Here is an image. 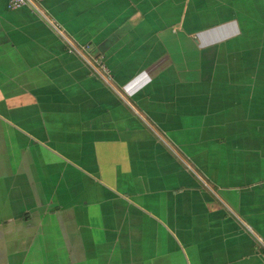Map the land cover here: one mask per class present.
Returning <instances> with one entry per match:
<instances>
[{
  "label": "crops",
  "instance_id": "obj_1",
  "mask_svg": "<svg viewBox=\"0 0 264 264\" xmlns=\"http://www.w3.org/2000/svg\"><path fill=\"white\" fill-rule=\"evenodd\" d=\"M38 1L111 86L0 0V264H264V0Z\"/></svg>",
  "mask_w": 264,
  "mask_h": 264
},
{
  "label": "built area",
  "instance_id": "obj_2",
  "mask_svg": "<svg viewBox=\"0 0 264 264\" xmlns=\"http://www.w3.org/2000/svg\"><path fill=\"white\" fill-rule=\"evenodd\" d=\"M6 6L10 9L19 8L21 6H28L29 8H31V10L35 11L37 14L45 18L51 29L63 40L66 51L80 58L93 75L105 82L107 85L111 86L109 82V72L102 60L91 55L88 45L74 43L71 38L67 34H65L63 29L57 22L51 20L50 18H47L43 14L38 0H6ZM257 243L264 253V243L261 242V240L258 238Z\"/></svg>",
  "mask_w": 264,
  "mask_h": 264
}]
</instances>
